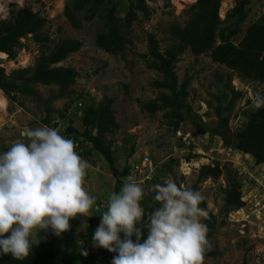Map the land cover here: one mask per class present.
Here are the masks:
<instances>
[{"label":"rangeland","instance_id":"obj_1","mask_svg":"<svg viewBox=\"0 0 264 264\" xmlns=\"http://www.w3.org/2000/svg\"><path fill=\"white\" fill-rule=\"evenodd\" d=\"M68 0H0V20L11 17L10 11L14 7L20 10L30 7L39 12L46 19L43 34L50 39L48 48L35 44L28 36L20 41L22 49L15 60L3 59L1 66L5 74L18 69L33 68L35 60L42 50L48 51L63 39H73L82 42V48L71 54L59 67L73 68L79 77L72 87L74 95L65 99H58L50 103L54 111L62 113L63 118L54 112L50 123L46 126L54 127L64 136L68 123L81 131L79 119L72 118L70 108L64 112L66 106L72 107L78 95L86 103L97 105L104 97L114 99L112 111L120 128L106 140L111 141L115 154V165L118 170L125 166L140 163L147 158L153 171L150 180L141 183L145 197L155 193L152 186L162 184L166 180H173L178 186L192 189L195 184L199 167L218 162L226 165L236 173L240 182L241 200L244 207L225 216L220 213L223 205L222 190L225 187L223 177L216 182L206 180L198 186L196 191L204 197V210L207 216L217 217L218 227L211 241V251L216 256H204L202 264H264V166H257L246 155L225 149L219 138L211 135L196 134L195 127L189 121L183 122L175 134L168 128L163 118L164 112L148 116L140 108L141 103L155 99L160 92L151 87L159 75L145 68L141 58L147 51L146 37L153 34L159 42L160 51L168 47L169 26L183 25L188 18V10L196 0H147L150 9L148 19L137 14V20L130 29L132 46L127 50L124 58H113L96 48L94 41L97 33L102 29L98 18L90 23H83L79 30H74L63 16V10ZM237 0H222L219 19L223 21L226 13L234 6ZM126 3L118 17L123 19ZM248 16L240 27L241 33L232 41L237 44L243 37L248 25L258 20L264 14V0H250L247 7ZM175 71L179 84L188 79V98L192 112L201 117L203 123L213 127L215 117L208 103H213L212 96H219L225 90L227 79L235 91L241 92L243 97L235 103L234 114L229 127L236 132L243 129L245 115L256 108L254 100L257 95H264V84L241 82L232 74L216 64H213L207 55L194 57L187 50L178 59ZM34 89L44 100L56 94L54 86L35 85ZM164 93V92H163ZM166 93V92H165ZM4 106L0 109V153L7 151L11 145L24 139L19 135L25 127L36 128L44 125L45 113L43 105L33 98L17 96L15 103H10L0 91ZM229 99V97H228ZM249 102V104H248ZM72 111V110H71ZM135 149L134 154L126 159L130 147ZM87 146L85 149H89ZM84 148L82 147L80 152ZM188 153L197 155V158L186 163L184 158ZM179 159L178 166L172 168L170 174H156L159 168L169 159ZM88 161L90 167L85 178V188L90 195L101 199L107 206L109 195L113 192L114 178L108 169L107 163L94 151ZM148 167V166H147ZM158 177L156 183L151 182ZM95 206V205H94ZM107 208H100L101 215ZM95 210L88 216H78L70 220V228L60 236L56 235L55 247L62 256L67 252L79 248L80 239L84 234L86 219L94 215ZM38 232V231H37ZM30 237L36 243V234ZM121 239L123 234L121 233ZM135 241V237H133Z\"/></svg>","mask_w":264,"mask_h":264},{"label":"trees","instance_id":"obj_2","mask_svg":"<svg viewBox=\"0 0 264 264\" xmlns=\"http://www.w3.org/2000/svg\"><path fill=\"white\" fill-rule=\"evenodd\" d=\"M123 1L127 4L123 19L118 13L123 9ZM147 0H68L63 10V16L74 30L82 28L83 23H90L98 18L102 29L97 33L94 44L97 49L113 58H124L127 50L132 46L130 29L137 20V14H142L148 19L150 9ZM153 1V0H151ZM167 4L170 0H164ZM222 0H196L188 10V18L181 25H171L167 29L169 35L168 47L164 52L160 51L159 42L153 34L146 37L147 51L141 56L145 68L159 75V80H154L151 87L160 92L152 100L140 104V108L148 116H154L164 112L163 118L172 133L178 132L179 126L189 121L195 127L196 134H211L220 139L225 149L249 156L255 165L264 166V106L255 108L245 115V123L242 130L232 131L229 122L234 114L235 103L243 97L241 92L235 91L228 78L225 90L219 96H212L213 103H208L215 117L213 127L205 125L201 117L192 112L187 102L188 79L181 84L175 71L178 59L185 51L192 56L207 55L213 64L230 71L241 82H253L264 84V14L257 21L248 25L242 39L233 43V39L241 33L240 27L248 16L247 7L250 0H237L234 6L226 13L225 19H219V10ZM11 17L0 20V54L13 61L21 51L20 41L31 36L35 44H41L48 48L49 37L43 34L46 19L30 7H24L10 11ZM83 44L78 40L63 39L52 46L48 51L42 50L35 60L33 68L18 69L5 74L0 68V91L10 103L17 101V96L33 98L43 105L45 113L44 125L50 123L54 112L63 118L59 111L50 107L52 101L69 98L74 95L72 87L79 77L78 71L73 68L59 67L58 64L65 61L71 54L77 53ZM1 65V60H0ZM58 66V67H57ZM35 85L54 86L56 94L44 100L34 89ZM164 92V93H163ZM166 92V93H165ZM264 96V95H263ZM229 97V99H228ZM81 102L80 107L77 105ZM114 99L104 97L97 105L86 103L81 95L73 102L72 118L76 119V113L81 111V131H77L70 122L64 130L66 138H74L79 144V149L84 148L81 156L89 158L94 151L103 159L114 178L113 192L119 193L125 177L131 170L127 165L118 170L115 165V154L111 141H107L108 135H113L120 126L116 122L112 105ZM249 104V102H248ZM69 106L63 110L66 112ZM89 149H85L87 146ZM135 152L130 147L126 159ZM197 158V155L188 153L184 158L186 163ZM179 159L171 158L159 168H155L156 174H170L172 168L178 166ZM158 175V174H157ZM223 177L225 187L223 193V205L220 213L225 216L244 207L241 200L240 182L235 172L226 165L218 162L199 167L193 191L206 180L216 182ZM158 177H153L156 183ZM155 193H151L142 199L141 206L144 209V217L140 226L147 235V224L150 214L159 207L154 200ZM96 202L94 210L100 208ZM205 208V202L200 204ZM86 219V227L80 239V246L64 255H60L55 247L56 235L49 229L40 230L36 234V243L31 240L29 255L23 260H15L9 255H0V264H112V253L106 249L96 247L92 240L101 217L98 211ZM209 231L208 240L211 242L218 227L217 217L209 215L204 221ZM10 235V233H9ZM87 250V256L82 252ZM204 256H216L211 251H206ZM242 264H246L244 260Z\"/></svg>","mask_w":264,"mask_h":264},{"label":"clouds","instance_id":"obj_3","mask_svg":"<svg viewBox=\"0 0 264 264\" xmlns=\"http://www.w3.org/2000/svg\"><path fill=\"white\" fill-rule=\"evenodd\" d=\"M3 59L7 56L0 54L1 63ZM254 104L264 106V96L257 95ZM81 116L78 111L76 119ZM19 135L24 139L0 153V255L15 260L29 255L30 237L37 231L50 229L60 236L69 230L70 220L88 216L96 204L84 186L90 165L74 138L46 125L25 127ZM129 175L120 192L109 195L107 206L99 199V207L107 210L100 215L93 245L117 253L112 264H202L211 248L202 222L207 216L200 207L202 194L173 180L153 185L159 207L148 218L145 236L140 226L145 191Z\"/></svg>","mask_w":264,"mask_h":264},{"label":"built area","instance_id":"obj_4","mask_svg":"<svg viewBox=\"0 0 264 264\" xmlns=\"http://www.w3.org/2000/svg\"><path fill=\"white\" fill-rule=\"evenodd\" d=\"M78 106L80 107V103L78 104ZM149 164L150 163L148 159L144 158L140 163L131 165V171L129 177L132 178V181L134 178L135 179L138 178L139 181L135 180L137 183H143L145 180H149L151 176L150 173H152L153 171L151 165Z\"/></svg>","mask_w":264,"mask_h":264},{"label":"bare ground","instance_id":"obj_5","mask_svg":"<svg viewBox=\"0 0 264 264\" xmlns=\"http://www.w3.org/2000/svg\"><path fill=\"white\" fill-rule=\"evenodd\" d=\"M182 1V0H181ZM4 106V101L0 97V109Z\"/></svg>","mask_w":264,"mask_h":264},{"label":"crops","instance_id":"obj_6","mask_svg":"<svg viewBox=\"0 0 264 264\" xmlns=\"http://www.w3.org/2000/svg\"><path fill=\"white\" fill-rule=\"evenodd\" d=\"M1 97V96H0Z\"/></svg>","mask_w":264,"mask_h":264}]
</instances>
